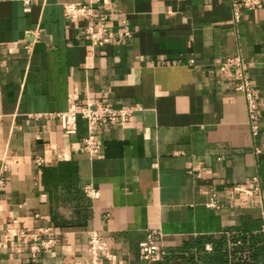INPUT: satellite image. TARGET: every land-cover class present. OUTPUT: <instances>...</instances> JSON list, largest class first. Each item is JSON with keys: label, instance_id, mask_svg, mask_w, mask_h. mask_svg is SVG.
Segmentation results:
<instances>
[{"label": "crops", "instance_id": "crops-1", "mask_svg": "<svg viewBox=\"0 0 264 264\" xmlns=\"http://www.w3.org/2000/svg\"><path fill=\"white\" fill-rule=\"evenodd\" d=\"M241 1L0 0V163L11 165L1 176L0 231L16 219L55 238L35 258L26 246L0 243V264H89L92 231L112 256L101 264H205L196 249H182L201 238L224 236L229 251L264 244L256 200L230 191L255 176L264 191V0L235 20L232 5ZM75 3L131 37L92 44L88 21L64 16ZM236 55L254 88V140L244 97L220 71ZM87 98L139 107L122 127L99 129L93 158L75 151L85 121L78 117L66 135L54 117ZM35 158L44 160L40 169ZM86 186L99 197H87ZM212 196L218 209L207 207ZM149 231L162 235L159 262L139 259Z\"/></svg>", "mask_w": 264, "mask_h": 264}, {"label": "built area", "instance_id": "built-area-1", "mask_svg": "<svg viewBox=\"0 0 264 264\" xmlns=\"http://www.w3.org/2000/svg\"><path fill=\"white\" fill-rule=\"evenodd\" d=\"M261 4V0H242L240 3L232 5V14L236 20L239 9L251 10ZM29 1H24V11L29 10ZM64 16L69 21L85 19L88 24L83 29L85 38L92 44L99 47L123 41L131 37L127 30H122L117 34L105 27L104 23L108 17L107 14L100 13L90 5L81 3L64 5ZM94 21L98 22V29L94 26ZM30 53V47H26ZM220 71L229 81L232 82L233 88L240 93L245 100L247 112V125L250 130L251 138L254 140L258 135V125L256 123L257 103L254 96V88L246 77L245 63L240 55L226 58L220 66ZM139 110V107H118L109 105L106 101L100 99L87 98L85 102L77 106L70 104L65 112L54 115L58 119L61 130L66 135H72L76 131V119L80 117L86 123V137L75 147V151L85 153L89 158L97 156L101 146L98 141V131L102 127H122L125 125L132 114ZM258 153V151H256ZM34 162L41 168L44 163L42 158H35ZM10 164L6 161L0 163V188L3 187L4 181L2 175L8 172ZM231 194H239L246 199H255L259 208L262 219V231L264 232V191L261 189L259 177H252L249 185H235L230 189ZM84 193L87 197L94 200L99 197V193L92 186H86ZM207 207L218 209V204L212 196L207 203ZM50 229L31 230L19 226L16 219H11L8 225L0 231V243H16L26 246L31 258H35L42 252H47L53 247L55 238H49ZM162 235L159 231H149L145 238L138 244L139 259L150 263L159 262L163 259L165 252L161 245ZM88 263L101 264V261H111L112 256L109 253L106 241L101 239L97 231L89 234L87 248Z\"/></svg>", "mask_w": 264, "mask_h": 264}, {"label": "trees", "instance_id": "trees-1", "mask_svg": "<svg viewBox=\"0 0 264 264\" xmlns=\"http://www.w3.org/2000/svg\"><path fill=\"white\" fill-rule=\"evenodd\" d=\"M226 238L224 236L218 238H201L195 242L185 243L182 246L183 250L196 249L199 252V261L205 264H264V244L261 240L258 241L261 245L253 247L251 243L247 241L241 242V246L232 248L231 251L227 250ZM235 242V241H234ZM205 243H209L212 246V253H203V246ZM194 264L193 257L184 261L183 257L171 259H165L162 264Z\"/></svg>", "mask_w": 264, "mask_h": 264}]
</instances>
